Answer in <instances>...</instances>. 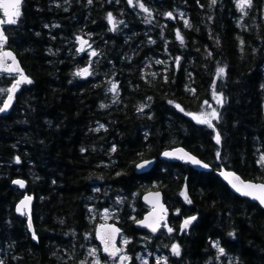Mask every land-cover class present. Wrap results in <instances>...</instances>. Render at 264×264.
Returning a JSON list of instances; mask_svg holds the SVG:
<instances>
[{"label": "trees", "instance_id": "obj_1", "mask_svg": "<svg viewBox=\"0 0 264 264\" xmlns=\"http://www.w3.org/2000/svg\"><path fill=\"white\" fill-rule=\"evenodd\" d=\"M20 13L5 31L32 83L0 114V262L116 264L95 237L111 221L127 264H264V209L218 175L264 182V0H24ZM17 78L0 75L1 105ZM218 94V118L199 123ZM175 147L212 170L165 160ZM151 190L170 210L156 236L134 227ZM26 194L38 242L16 210Z\"/></svg>", "mask_w": 264, "mask_h": 264}, {"label": "water", "instance_id": "obj_2", "mask_svg": "<svg viewBox=\"0 0 264 264\" xmlns=\"http://www.w3.org/2000/svg\"><path fill=\"white\" fill-rule=\"evenodd\" d=\"M23 2H24V0H22V4H23ZM22 4H21V6H22ZM0 19H6V18L3 17V14H2V16L0 15ZM12 25H14V24H11V25L10 24H4V25H0V28L3 29V32L6 35L5 27L6 26H12ZM8 42H9V39L7 36V41L0 48V57L3 58V68L0 69V74L18 75L19 76L18 79H20L21 75L28 77L25 69L23 68V66H22V64H21V62L17 56V54L11 48H9ZM4 53H11V57L4 55ZM13 57H14V59H13ZM8 68H11V69H17L18 68L21 71H7L6 69H8ZM29 79L31 80V78H29ZM16 81L14 82V84L16 83ZM30 84L26 83V82H22L19 85H17V88L14 91H12L11 93L9 92L7 98L5 99V101L2 104V107H3L5 103H8L9 107L4 112H0V114L8 113L12 109L13 105L15 104L16 99H17V94L21 91V87L24 85H30ZM11 88H12V86H11ZM9 95L12 96L11 101H9V99H8ZM181 149L183 151H178ZM165 152L173 153V155L172 156H164ZM164 153H163V158L165 160L182 161V162H185L187 164H190L193 168H195L196 170H199V171L208 172V171L212 170V167L208 163H206L200 157L196 156L195 154H193L192 152H190L189 150H187L184 147H175V148L167 149L164 151ZM185 154H188V156L195 157L196 159L200 160L202 162V164H207L208 167L204 168L201 165H196V164L189 162L188 156H186ZM144 162H141L138 165L144 164ZM138 165H137V171L138 172H144V171H147L151 168L152 162L147 164L143 168L138 167ZM221 173H233L234 175L226 176V175H222ZM218 175L230 187L232 192H234L235 194H237L241 197L248 198L251 201L258 203L264 209V205H262L259 202V200L253 199L252 196L242 195L240 192H237L236 189L233 188V186H232V184H236L238 187H242L241 182H243L245 184L251 183V184H256V185L264 184V182H255V181L245 180L237 172H235L233 170H229V169L224 168V167L218 172ZM17 180L23 181L24 186L21 187L19 184L14 183V181H17ZM12 185L14 187L19 188L22 191H25L27 189L28 182L26 180H24L23 178H16L13 180ZM255 194L259 195L260 193L256 192ZM25 197H31V199L29 201H26L24 204H21V201H25ZM142 203L144 205H146L147 207H149L150 210L143 216V218L134 222V227L136 229H139V230L146 229L148 232H150L151 234L156 236L159 234L160 230L163 227V223L167 220V218L170 214V210L164 201V194L161 190L147 191L142 195ZM33 204H34V197L29 195V194H26L17 204L16 210L21 215H24V214L27 215L28 226H29V223H31V227H29L30 233H31L32 237H33V234H35V236L37 238L36 239L33 238V240L35 242H38L39 239H38V236L36 234V230H35V226H34V222H33ZM193 223H194V221L190 225H192ZM152 227H155L156 231H153ZM114 229H119V232H114ZM122 233H123V229L121 228V226H119L116 223L107 222V223H102V224L97 225L96 230H95V237L101 246V251H102L103 256H110L113 258H117L119 256V254L121 253V250H122L121 246L119 244V240H120ZM109 236H111V239H109ZM102 237H103V239H102ZM105 247H107V251H105ZM117 250H119V251H117ZM113 253L115 255H113Z\"/></svg>", "mask_w": 264, "mask_h": 264}, {"label": "snow or ice", "instance_id": "obj_3", "mask_svg": "<svg viewBox=\"0 0 264 264\" xmlns=\"http://www.w3.org/2000/svg\"><path fill=\"white\" fill-rule=\"evenodd\" d=\"M89 3H91V0H89ZM128 3L132 4L133 0H128ZM212 3L215 4L216 0H212ZM21 4H22V0H0V12H2L3 17L6 18V19H0V25L16 24L17 23V19H18V17L21 14L20 13ZM244 5H249L250 6L251 5V0H239V6L241 7L242 10H243V6ZM139 7L142 8L145 12L148 11V9L145 7V5L143 3H140ZM167 15L168 16H172V13H168ZM108 20L110 22L113 21V17H112L111 13L108 14ZM185 26H189L187 21H185ZM177 37L182 40V37H180L179 32H177ZM6 41H7V36L4 34L3 29L0 28V46H2ZM82 43H87V41H82ZM83 50H84L83 47H81L80 51H83ZM4 55H7V56L11 57V53H4ZM92 55H96L95 51L92 52ZM13 59H14V57H13ZM158 63H160V61H158ZM2 68H3V58L0 57V69H2ZM6 70L7 71H21L18 68L17 69L8 68ZM225 71L226 70L223 67L218 68L217 76H222L225 73ZM84 73H88V69L87 68L80 70L79 72L76 73V75L79 76V75H82ZM22 82H26V83H29V84L32 83V81L27 76L21 75L20 79H18L16 81V83L12 85V88L8 89V91L11 93L12 91H14L17 88V85H19ZM114 88H115V86H113V89ZM8 99H9V101H11L12 96L9 95ZM222 102H223L222 99H217V103H222ZM8 107H9V104L5 103L3 107H0V112H4ZM177 107H179V106L177 105ZM211 115L213 117H217L218 118V114L215 112V110H213ZM198 122L199 123L209 124L211 126V121L207 120V119H200V120H198ZM216 141H217V143L220 142L219 134H217V136H216ZM113 151H115L114 148H113ZM178 151H183V150L181 149V150H178ZM172 155H173V153H169V152H165L164 153V156H172ZM185 155L188 156V154H185ZM217 156H219V153H217ZM188 161L193 163V164H196V165H201L204 168L208 167L207 164H202V162L200 160H198V159H196L195 157H192V156H188ZM17 162H19V158H17ZM149 163H151V162L150 161H145L144 164H140V165H138V167L143 168ZM261 163H264V156L261 157ZM221 174L222 175H226V176L234 175L233 173H221ZM14 183L19 184L21 187L24 186V182L21 181V180L14 181ZM241 184H242V187H238L236 184H232V186H233V188L236 189L237 192H240L242 195L252 196L253 199L259 200V202L262 205H264V184H259V185L251 184V183H246L245 184L243 182H241ZM256 192H259L260 194L256 195L255 194ZM30 199H31V197H25V201H21V204H24L26 201H29ZM190 202L191 201H189V203ZM196 219H197V217H195V216L189 217L188 219H186L184 221L183 227L187 228ZM29 227H31V223H29ZM152 230L156 231V228L152 227ZM168 231L171 232L172 229L169 228ZM114 232H119V229H114ZM33 238L34 239L37 238L35 236V234H33ZM102 239H103V237H102ZM109 239H111V236H109ZM125 243H127V241H125ZM217 246H218V242H217ZM105 251H107V247H105ZM117 251H119V250H117ZM172 251H173V253L175 255H179L180 254L179 246L178 245H173ZM219 251L221 253H223L224 249L220 248ZM95 252H96V249H92L91 252H90V255L95 254ZM113 255H115V254L113 253ZM120 259H121V261H123L124 259H126V257H121ZM0 264H2V262H0ZM97 264H99V261H97Z\"/></svg>", "mask_w": 264, "mask_h": 264}, {"label": "rangeland", "instance_id": "obj_4", "mask_svg": "<svg viewBox=\"0 0 264 264\" xmlns=\"http://www.w3.org/2000/svg\"><path fill=\"white\" fill-rule=\"evenodd\" d=\"M8 93H9V91L7 92V95H8ZM217 99H222V101H224L221 94L214 95V99L212 101L210 100V101L207 102V109L202 111L199 114L198 120H200V119H207V120L214 119L215 117H213L211 115L213 110H215V112L217 114H219V108H220V106L222 105L223 102L222 103H217ZM210 105H212V107H210ZM0 106H2V105L0 104ZM104 216L106 217L107 220L111 219V214L108 213V212H105ZM125 241H127L126 238L122 237L121 243H122L123 249H122V252H121L120 256L118 257V259H116V264H127L129 262L130 257L127 254L126 250L124 249V246L126 244ZM150 256H151L150 254H141V255H139L138 256V264H148L149 260H150ZM121 257H126V259L121 261V259H120ZM167 260H168V257L163 256L162 262L167 264Z\"/></svg>", "mask_w": 264, "mask_h": 264}]
</instances>
